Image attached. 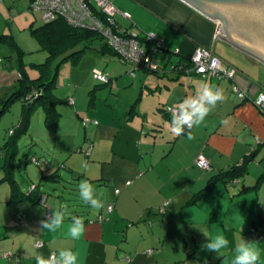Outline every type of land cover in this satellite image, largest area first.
<instances>
[{"label": "crops", "instance_id": "crops-1", "mask_svg": "<svg viewBox=\"0 0 264 264\" xmlns=\"http://www.w3.org/2000/svg\"><path fill=\"white\" fill-rule=\"evenodd\" d=\"M110 1L130 16L117 14L118 26L142 42L149 33L161 42V50L152 55L159 70L146 72L116 58L127 68L110 75V83L95 93L92 106L101 101L104 113L82 117L84 142L74 139L67 161L42 165L33 158L45 168L43 177L29 179L28 190L16 178L23 194L14 201L11 188L3 186L7 182L0 183V264H37V254L47 258L61 249L76 252L78 264H232L242 239L261 250L258 264H264V112L252 102L264 93V64L221 38L217 22L182 0ZM93 47L90 51L115 57L100 52L95 43ZM198 47L212 48L221 69L234 68L238 75L230 79L191 72L190 59ZM175 66H183V72L181 67L169 69ZM127 69L134 80L122 78ZM10 80L0 82V92L13 85ZM205 83L223 89L226 100L191 129L194 139L187 138V129L173 135L165 107L178 108ZM234 86L248 99H241ZM60 125L61 120L58 129ZM65 136L71 140V134ZM1 149L0 182L6 174ZM200 154L209 160L210 170L196 166ZM82 180L104 192L102 209L80 199ZM50 186L53 195L45 191ZM61 205L67 209L62 230L42 229L40 222ZM72 217L83 219L80 240L66 236ZM202 231L227 237L222 256L202 248L208 239ZM38 242L43 246L37 247ZM7 252L12 255L2 257Z\"/></svg>", "mask_w": 264, "mask_h": 264}, {"label": "rangeland", "instance_id": "rangeland-1", "mask_svg": "<svg viewBox=\"0 0 264 264\" xmlns=\"http://www.w3.org/2000/svg\"><path fill=\"white\" fill-rule=\"evenodd\" d=\"M32 3V0H0V35L12 36L15 41L14 47L9 44L0 43V58L3 59V64H0V82L11 79V84L18 83L19 71L17 64L20 60L23 61L26 72L33 77L32 79L43 74L38 64L47 62L48 53L43 50L42 45L33 35L32 29L42 26L44 19L40 12L32 9ZM116 58L118 59L117 56L102 55L97 54L95 51H89L75 64L71 60L61 63L62 56L52 61L51 67L48 65L47 68L49 71L58 68L55 94L65 101L75 98L76 104L70 105L69 103H64L59 106L61 125L56 130V133L47 131L44 111L42 109L36 110L31 117L28 133L24 132L19 135L17 139L18 150L16 155L13 156L10 150L12 148L5 143L16 139V137H11L9 133L15 130V128L17 129L20 124L23 102H15L11 109L2 116L0 120V148L3 147L1 150H3L4 158H6V161L13 163L15 166V169H13L14 175L21 184L23 183L27 190L29 188V179L38 182L43 177L42 169H45L37 166L33 162V158L39 159L42 165L45 161L50 163L53 160H58V162L62 163L66 160L65 155L68 153L67 151L72 149L74 139L80 143L84 142L83 138L87 127L84 126L82 117L86 120V116L96 113V110L97 112L104 113L101 101H94L97 104L92 106L93 101H91L89 95L90 91L98 85L94 76V70L104 72L109 76L113 74L115 76L116 73L119 75L127 67ZM11 60L13 64H10ZM3 72L7 77H2L1 74ZM131 76L132 74L127 69L123 73L122 78L124 81H129V78L133 79V76ZM116 77L113 81L117 79ZM11 91L7 89L1 90L0 95L6 96ZM65 134H71V140ZM81 146H84V144H80ZM61 173L64 174L66 179L71 178V175L63 168L61 169ZM3 186L10 191L7 183H4ZM1 189L0 192L2 191ZM54 189L50 186L45 191L53 195L52 191ZM66 198L72 200L70 194Z\"/></svg>", "mask_w": 264, "mask_h": 264}, {"label": "trees", "instance_id": "trees-1", "mask_svg": "<svg viewBox=\"0 0 264 264\" xmlns=\"http://www.w3.org/2000/svg\"><path fill=\"white\" fill-rule=\"evenodd\" d=\"M125 30L128 31L127 29ZM32 33L42 45L43 50L48 53L47 62L44 64H38V67L41 68L43 74L32 79L33 77H31L29 73L26 72L23 61L20 60L17 64L19 71V77L17 79L18 83L7 88V90H12L9 94L6 96L0 95V120L2 116L11 109L15 102H23V112L21 115L20 124L17 129L15 128V130L10 131L9 133L11 137H16V139H12L11 141H7L5 143L12 148L10 149L12 151V156L16 155L17 153L16 147H18L17 139L19 138V135L24 132L28 133L31 117L36 110L42 109L44 111L45 126L47 131L55 132L58 129L61 120L59 106L64 103L70 104V99L65 101L57 97L55 94L58 68L55 70L51 69V71H49L47 68L48 65L51 67L52 61H54L57 57L62 56L61 63L71 60L75 64L84 54L94 49V43L100 46V52L103 54H114L117 56L115 51L109 46L108 42L102 37L100 33L89 29L74 27L61 17L48 22L44 21L42 26L32 29ZM129 33L132 34L133 32ZM14 42L15 41L12 36L0 35V43L9 44L10 46L14 47ZM2 61L3 59L0 58V63H2ZM10 62L13 61L11 60ZM179 67H181L179 71L183 72V66H175L169 69L177 70ZM189 67L191 72L195 73L191 59ZM143 70L146 72L148 71L156 73L159 70V67L156 69L144 68ZM53 71L55 72L53 73ZM107 76L109 79L108 83L96 80L98 85L95 86V88L89 93L91 101H93L95 93L101 86L110 83L111 78L109 75ZM167 107H165L166 112ZM4 169L6 170V174L0 183L7 182V184H9L11 188V201H14L17 197L22 196L23 193L19 188V184L13 173V166L11 162L5 160Z\"/></svg>", "mask_w": 264, "mask_h": 264}, {"label": "built area", "instance_id": "built-area-1", "mask_svg": "<svg viewBox=\"0 0 264 264\" xmlns=\"http://www.w3.org/2000/svg\"><path fill=\"white\" fill-rule=\"evenodd\" d=\"M32 2V9L40 12L44 21L48 22L61 17L74 27L100 33L122 63L138 64L142 69L157 68L152 62V55L161 50V42L156 39L153 33H149L145 37L146 41L142 43L136 34H131L118 26L115 21L117 14L124 17L130 16L118 9L110 0H33ZM147 42L150 46L144 45ZM191 60L195 72L202 76L221 74V77L234 79L238 75V71L234 68L222 70L221 59L209 47H198ZM94 76L98 81L109 82L108 76L103 72L94 70ZM234 90L241 99H248L247 94L240 91L237 86H234ZM258 96L253 98L252 102L260 111L264 112V106H258L255 102ZM70 104H74V99H70ZM166 109L172 117V112L176 108L167 107ZM196 166L200 170L206 171L211 168L210 162L204 154L197 157ZM119 191L117 190V193ZM108 210L112 212L113 205L109 206ZM36 245L42 247L43 243L38 242ZM11 255L10 252H7L2 257Z\"/></svg>", "mask_w": 264, "mask_h": 264}, {"label": "clouds", "instance_id": "clouds-1", "mask_svg": "<svg viewBox=\"0 0 264 264\" xmlns=\"http://www.w3.org/2000/svg\"><path fill=\"white\" fill-rule=\"evenodd\" d=\"M225 100L226 97L223 89L205 83L197 89L195 95L185 98L178 108L173 110L170 127L171 133L180 136L185 134L187 129V138L189 140L194 139L195 137L191 129L199 127L216 105L223 103ZM255 102L258 106H264V93H261ZM83 167L86 169L87 163ZM78 187L80 199L85 204L90 205L91 208L96 210L104 207V201L101 199L104 196L103 191L97 193L94 186L88 180H82ZM66 213L67 209L61 205L53 212L50 218L40 222L41 228L47 229L51 233L61 231L64 227ZM84 232L85 225L83 219L72 217L66 236L72 240H80ZM202 232L208 238L202 248L208 252H215L218 256H222L221 250L229 246L227 237L223 234L211 237L206 232ZM35 258L37 264H78L79 259L78 254L71 249H61L58 253L52 252L47 258L42 254H37ZM260 259L261 250L254 243L242 239L235 248L232 264H258Z\"/></svg>", "mask_w": 264, "mask_h": 264}, {"label": "water", "instance_id": "water-1", "mask_svg": "<svg viewBox=\"0 0 264 264\" xmlns=\"http://www.w3.org/2000/svg\"><path fill=\"white\" fill-rule=\"evenodd\" d=\"M218 24V35L264 64V0H182Z\"/></svg>", "mask_w": 264, "mask_h": 264}]
</instances>
